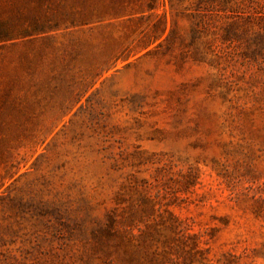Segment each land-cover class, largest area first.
<instances>
[{
	"label": "rangeland",
	"instance_id": "obj_1",
	"mask_svg": "<svg viewBox=\"0 0 264 264\" xmlns=\"http://www.w3.org/2000/svg\"><path fill=\"white\" fill-rule=\"evenodd\" d=\"M0 264H264V0H0Z\"/></svg>",
	"mask_w": 264,
	"mask_h": 264
}]
</instances>
